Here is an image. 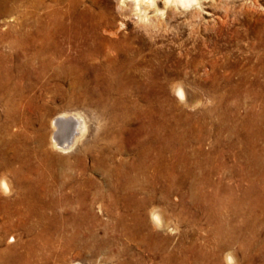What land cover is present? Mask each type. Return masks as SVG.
Segmentation results:
<instances>
[{"label": "rangeland", "instance_id": "obj_1", "mask_svg": "<svg viewBox=\"0 0 264 264\" xmlns=\"http://www.w3.org/2000/svg\"><path fill=\"white\" fill-rule=\"evenodd\" d=\"M0 7V76L11 84L0 90V264H264V0L206 1L196 19L159 2L150 31L118 0ZM78 23L98 28L88 63L130 57L128 75L156 85L83 84L63 57L77 54L61 27ZM44 39L64 55L48 49L51 66L28 75ZM72 115L85 135L52 148V122ZM24 190L52 208L25 221L6 213ZM133 199L146 202L136 215L125 210Z\"/></svg>", "mask_w": 264, "mask_h": 264}, {"label": "bare ground", "instance_id": "obj_2", "mask_svg": "<svg viewBox=\"0 0 264 264\" xmlns=\"http://www.w3.org/2000/svg\"><path fill=\"white\" fill-rule=\"evenodd\" d=\"M12 1V0H11ZM17 1V0H16ZM119 3H121V7L120 10L126 12L125 10L128 11V13H132L135 17H137V21H138V25L140 26V28L145 29V31L149 30V28L151 27V20L148 19L147 16V10L151 7H156L157 3L161 2L164 5V11L167 9V14L170 13L172 14H178L177 12H188L190 11V17H193L196 19V17H198L200 15V13L202 12V6L206 1H210L213 2V0H118ZM4 3H2L3 5ZM3 7V6H2ZM1 8V7H0ZM158 12V9H156ZM162 10V9H161ZM163 14V13H162ZM189 20V19H188ZM137 24V23H136ZM58 27V26H56ZM66 29H67V37L66 39H68V44H71L75 47L76 49V57H72L70 58L67 55L63 54V50H61L60 46L58 45V43L55 41L54 39H52L51 42L48 43L47 46V40L44 39L43 42V46H41L39 49H37L34 53L33 56L31 57V60H27L29 61L28 63H25L21 69L24 70V72H26V74L30 75V74H35L37 69L35 67V63L37 62L39 64V72L37 71V77L38 76H42L43 73H45V70H47L53 60L50 57H43V53H48L50 52L49 50L52 49L53 52L51 51V54L54 56H60L62 57V55H64L63 57H65L64 61L66 62V64H69L70 66H75L78 67V69H81L84 72V76L88 75L87 73H89L88 81H84V76H81V80L83 84L86 83H90L92 85L99 86V85H103L106 87H117V88H128V87H137V88H142V87H150L151 86H155L156 83L152 80V81H147V83H143L140 80H134L132 79L129 75L128 72L126 71L127 67H131L134 65V60L131 59L130 57H124L123 60L121 61H117L118 63H111L106 65L104 68H98L97 65L96 67L94 66V64H90L88 63V59L90 56H92L95 52V46H94V40L97 39V25L94 24H88V25H84L82 27L81 24L78 23V25H73L72 27L70 26L68 27H61V31L63 32L62 34L64 35L62 38L64 39L66 36ZM46 30V29H45ZM54 30H55V26H54ZM150 31V30H149ZM148 31V32H149ZM52 33V32H50ZM49 33V34H50ZM48 34V36H49ZM47 36V37H48ZM50 37V36H49ZM48 37V38H49ZM32 39V38H31ZM21 40V38H20ZM24 40V39H23ZM26 40V39H25ZM33 40V39H32ZM30 42H33V41ZM50 41V40H49ZM22 42V41H20ZM29 42V43H30ZM11 43V42H10ZM25 42H23L24 44ZM35 43V42H34ZM15 44V43H14ZM13 46V44H11ZM35 45V44H34ZM42 45V44H41ZM49 45H51L52 47H49ZM12 49L14 47H11ZM36 48V47H35ZM49 49V50H48ZM14 50V49H13ZM24 52V51H23ZM13 53V52H12ZM26 54V53H25ZM50 54V55H51ZM12 56V55H11ZM19 56V54H18ZM24 56V55H23ZM98 56V55H97ZM6 58V57H5ZM20 58V57H19ZM17 59V58H16ZM25 59V58H23ZM27 59V58H26ZM60 59V58H59ZM63 59V58H62ZM60 59V60H62ZM6 60V59H5ZM19 60V59H18ZM113 60V59H112ZM3 62V60H1ZM20 61V60H19ZM22 61V60H21ZM63 61V60H62ZM61 62V61H60ZM6 63V62H5ZM11 63V61L9 62ZM15 64V63H14ZM21 64V63H20ZM57 66H59V62L56 63ZM65 65V64H63ZM7 66V65H6ZM66 66V65H65ZM81 66V68H80ZM2 67V66H1ZM13 67V66H12ZM72 67V68H73ZM137 67V66H136ZM60 68V67H59ZM61 68H63L61 66ZM135 68V67H134ZM6 70L7 67L5 68ZM16 69V68H15ZM51 69V68H50ZM49 69V70H50ZM130 69V68H129ZM72 70V69H71ZM137 70V69H136ZM1 71V70H0ZM88 71V72H87ZM2 72V71H1ZM0 72V73H1ZM8 71H6L7 73ZM81 72V71H80ZM18 73V72H17ZM140 73V72H139ZM19 74V73H18ZM24 74V73H23ZM20 75V74H19ZM18 75V76H19ZM134 75V74H133ZM136 75V74H135ZM132 76V74H131ZM1 77V76H0ZM6 74H3L2 77L0 78V90L1 91H6L7 87L9 86V81L10 79L7 77ZM34 77V76H33ZM22 78V76L20 77ZM29 78V77H27ZM32 78V76H31ZM39 79V78H38ZM28 80V79H27ZM37 80V79H36ZM13 81V80H12ZM18 81V80H17ZM16 81V82H17ZM22 81V79L20 80ZM30 81V80H29ZM15 82V81H14ZM8 83V84H7ZM16 84V83H15ZM18 84V83H17ZM11 85V84H10ZM14 85V84H12ZM29 85V84H28ZM25 86V85H24ZM12 87V86H11ZM10 87V88H11ZM21 86L19 85V88ZM30 87V86H29ZM16 88V87H15ZM23 88V87H22ZM26 88V87H25ZM14 89V88H13ZM13 89H11L12 91H14ZM21 90V89H20ZM23 90V89H22ZM110 90V89H109ZM148 90V89H147ZM10 92V90H8ZM11 91V93H12ZM19 91V90H17ZM2 92V93H3ZM7 96L9 95L6 91ZM19 94V93H18ZM176 94L177 96L182 99L183 98V93L180 87L176 88ZM2 95V94H1ZM11 95V94H10ZM15 95V94H14ZM12 96V95H11ZM12 99V98H11ZM9 101V100H8ZM7 101V103H8ZM13 101V100H12ZM10 103V102H9ZM8 103V104H9ZM8 111V110H7ZM9 112V111H8ZM151 124V123H150ZM154 124V123H153ZM149 128H157V125L154 124V126L149 125ZM141 128V127H140ZM147 128V127H146ZM52 136H51V147L54 149H58L61 151L67 150V149H72L78 142L80 139H82V137L85 135L86 132V127L84 125V123L81 121V118H79L77 115H72V116H57L54 121L52 122ZM142 129V128H141ZM146 130V129H145ZM158 130V129H157ZM139 132H143V129ZM154 133V132H153ZM155 133H156V129H155ZM153 135V134H152ZM158 136V135H157ZM154 138V136H153ZM160 138L155 137V139L153 140L154 142L151 143L150 147L153 150L154 147H156V149L159 147L158 142H161L159 140ZM159 140V141H158ZM14 149V148H13ZM155 149V150H156ZM150 150V149H149ZM155 152V151H154ZM145 153V152H144ZM157 153V152H156ZM146 157V155H145ZM141 158V157H140ZM144 158V157H143ZM142 158V159H143ZM142 161V160H141ZM143 162V161H142ZM141 162V163H142ZM120 174V173H119ZM126 175V174H125ZM119 176V175H118ZM124 176V175H122ZM120 177V176H119ZM126 178V177H125ZM120 179V178H119ZM121 180V179H120ZM125 180V179H124ZM3 181V180H2ZM126 181V180H125ZM41 183V182H40ZM125 184V182H124ZM0 187L1 190L3 191V193L7 192V186L4 182L0 183ZM29 189V188H28ZM32 190V188H31ZM21 191V189H20ZM77 191V190H76ZM78 192V191H77ZM82 192V191H81ZM251 192H258V188L256 186H253ZM8 193V192H7ZM24 193L25 190H24ZM74 193V192H73ZM80 193V192H79ZM130 193V192H129ZM27 195H23L19 198H15V201H5L6 204L5 206V212L8 213L9 210L13 209L10 214H12L13 216H17V218H19L22 221H25L27 219H29L31 216L34 215H38L37 212H40V216L42 217V215L44 216V212L46 209H51L52 208V203L51 204H46L45 206L41 207V204L37 202V205H35V202L33 201V199L38 201V198L35 197L36 195H33L34 193H30L27 192ZM39 194V193H38ZM83 194V193H82ZM132 194V193H131ZM75 195V194H74ZM80 195V194H79ZM78 195V196H79ZM38 196V195H37ZM43 196V195H42ZM86 196V195H85ZM132 196V195H130ZM42 198V197H41ZM117 198V197H116ZM131 198V197H130ZM32 199V202L30 201ZM257 199L262 200L261 195H257ZM45 200V199H44ZM120 200V199H119ZM134 200V199H133ZM42 201V200H41ZM123 201V200H122ZM127 201V200H126ZM113 204V203H112ZM125 204V203H124ZM132 207L129 206H125V210L129 209L134 212V215H136V211H139L142 206L144 204H146V202L144 201H140V200H134L132 203ZM259 204V202L257 203H251L252 206H256ZM43 205V204H42ZM128 205V204H126ZM2 207V206H1ZM9 207V208H8ZM68 207V206H67ZM253 208V207H252ZM4 209V208H3ZM133 215V216H134ZM3 216V215H2ZM9 216V215H7ZM11 216V215H10ZM46 217V216H45ZM44 218V217H43ZM135 218V216H134ZM12 219V218H11ZM46 219V218H45ZM42 220V221H46V220ZM119 219V218H118ZM124 219V218H123ZM17 220V219H16ZM19 220V221H20ZM136 220V218H135ZM156 223L159 224L158 218L157 216H154L153 219ZM9 221H11L9 219ZM18 221V220H17ZM14 222V221H13ZM21 222V221H20ZM2 224V223H1ZM16 224V223H15ZM19 223L17 222L16 225H18ZM141 224V223H140ZM14 225V223H13ZM14 227H17V226ZM21 225L24 226L23 222H21ZM20 226V225H19ZM18 226V227H19ZM125 226V225H124ZM120 227V226H119ZM140 227V226H139ZM137 227V228H139ZM146 227V226H145ZM25 228V226H24ZM23 228V229H24ZM26 229V228H25ZM127 229V228H126ZM150 235V234H149ZM35 236V235H34ZM144 236V235H143ZM151 237V236H150ZM9 242H15V237H9ZM40 241V240H39ZM45 241V240H44ZM62 241V240H61ZM1 245V244H0ZM154 245V244H153ZM33 246V245H32ZM36 249V248H35ZM9 250V249H8ZM157 250V249H156ZM2 255V254H1ZM37 260V259H36ZM28 263V262H27Z\"/></svg>", "mask_w": 264, "mask_h": 264}]
</instances>
